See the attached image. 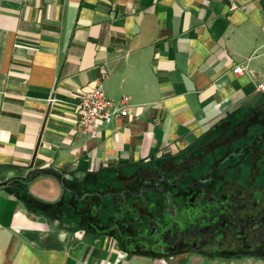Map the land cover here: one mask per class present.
I'll return each mask as SVG.
<instances>
[{
    "label": "crops",
    "instance_id": "0c3cea01",
    "mask_svg": "<svg viewBox=\"0 0 264 264\" xmlns=\"http://www.w3.org/2000/svg\"><path fill=\"white\" fill-rule=\"evenodd\" d=\"M100 78L131 108L91 138L76 104ZM261 82L264 0H0V183L48 168L84 182L188 151L264 111ZM28 190L46 203L63 194L50 176ZM57 223L0 186V264H264L132 254Z\"/></svg>",
    "mask_w": 264,
    "mask_h": 264
},
{
    "label": "flooded vegetation",
    "instance_id": "af4514ba",
    "mask_svg": "<svg viewBox=\"0 0 264 264\" xmlns=\"http://www.w3.org/2000/svg\"><path fill=\"white\" fill-rule=\"evenodd\" d=\"M253 114L264 120V111L248 113L243 122L217 129L211 142L167 155L152 184L144 179L139 193L126 190L145 201L148 208L156 206L158 212L152 214L147 227L140 224L142 229L135 233H122L116 224L112 230L121 247L154 257L182 253L225 259L264 255V183L254 186L264 169V122L245 120ZM251 129L254 140L243 141ZM142 170L137 178L146 174ZM243 170L245 178L241 177ZM196 171L197 176L193 175ZM149 190L162 201L150 203ZM120 194L103 192L102 207L106 197L118 200Z\"/></svg>",
    "mask_w": 264,
    "mask_h": 264
},
{
    "label": "trees",
    "instance_id": "16d2710c",
    "mask_svg": "<svg viewBox=\"0 0 264 264\" xmlns=\"http://www.w3.org/2000/svg\"><path fill=\"white\" fill-rule=\"evenodd\" d=\"M136 165L133 172H123L119 169L113 173L105 172L102 175L90 177L84 182L67 180L66 172L53 168L34 170L24 178L8 179L7 185L4 187L31 209H39L53 220L65 225L69 224L74 230L93 231L110 235L116 239L112 230L116 224L120 226L122 233H135L142 229L140 224L147 227L148 223L151 222L152 214L158 212L156 206L148 208L145 201L138 200L126 191L131 189L127 184L137 178L143 163ZM40 176H50L60 182L63 194L59 201L46 203L38 200L29 192L28 183ZM112 186L121 192L120 197L118 200L106 197L104 207H102L101 195L110 190ZM115 189L113 190L115 191ZM147 196L150 201L155 200L156 204L162 201L151 190L148 191ZM103 228L111 231L104 232ZM123 248L132 254L150 255L146 252ZM259 257L264 258V255Z\"/></svg>",
    "mask_w": 264,
    "mask_h": 264
},
{
    "label": "built area",
    "instance_id": "2783aa9c",
    "mask_svg": "<svg viewBox=\"0 0 264 264\" xmlns=\"http://www.w3.org/2000/svg\"><path fill=\"white\" fill-rule=\"evenodd\" d=\"M233 73L242 74L243 68L236 66ZM105 78L96 80L92 90L81 96L76 104L77 127L84 136L96 138L102 127L110 125L118 117L129 116L130 98H111L104 87ZM257 88L264 93V82L259 83Z\"/></svg>",
    "mask_w": 264,
    "mask_h": 264
},
{
    "label": "rangeland",
    "instance_id": "374dc122",
    "mask_svg": "<svg viewBox=\"0 0 264 264\" xmlns=\"http://www.w3.org/2000/svg\"><path fill=\"white\" fill-rule=\"evenodd\" d=\"M259 112V111H258ZM256 113V112H255ZM245 120H250L249 122H257L259 119H257V117L253 114L252 116H250L249 118H247V119H245ZM242 121H244V120H242ZM260 122H264V120H259ZM253 128H255V126L253 127ZM252 128V129H253ZM251 129V131H250V136H249V138H246L245 140H243V141H246V142H251L252 140H254V137H253V135L252 134H254V131ZM217 136V133L216 132H212L210 135H208L206 138H204L203 139V141H201L200 143H198V144H196L195 146H200V145H205V144H207V143H209V142H211L213 139H215V137ZM195 146H194V148H195ZM262 149L264 150V143H263V145H262ZM167 157L165 156V157H163V158H160V159H158V160H155V161H153L152 163H150L149 165H145V166H142V169H144V170H142L144 173H146L144 176H143V178H134L132 181H130V183H128L127 185H129V187L131 188V189H134V191L136 192V193H138L139 192V190H140V188H141V186H142V181L144 180V179H147V180H149L150 181V183L152 184V182L154 181L152 178H153V175H155L156 173H158V169L159 168H161L166 162H167V159H166ZM168 160H170L169 158H168ZM232 163V162H231ZM134 169L135 168H133V166L128 170L129 172H133L134 171ZM127 171V169H123V172H126ZM157 171V172H156ZM201 171H204L203 169L201 170ZM198 172L199 171H196V172H194L193 173V175H195V176H197L198 175ZM242 178H245V173H244V170L242 171V176H241ZM264 183V169L262 168L261 170H260V174H259V176L257 177V180H256V182L254 183V186H258V185H260V184H263ZM102 188L104 187V185L103 186H101ZM113 189H115L113 186H112V188L110 189V190H113ZM115 191H116V193H117V191H119L118 189L116 190L115 189ZM138 201V200H137ZM136 201V202H137ZM148 201L150 202V203H152V201H150L149 199H148ZM137 203H139V202H137ZM70 226H69V224L68 225H65L64 223H60V222H58L57 223V225H56V229L57 230H59V229H70L69 228Z\"/></svg>",
    "mask_w": 264,
    "mask_h": 264
},
{
    "label": "water",
    "instance_id": "95a60500",
    "mask_svg": "<svg viewBox=\"0 0 264 264\" xmlns=\"http://www.w3.org/2000/svg\"><path fill=\"white\" fill-rule=\"evenodd\" d=\"M7 182L0 183V186H6Z\"/></svg>",
    "mask_w": 264,
    "mask_h": 264
}]
</instances>
